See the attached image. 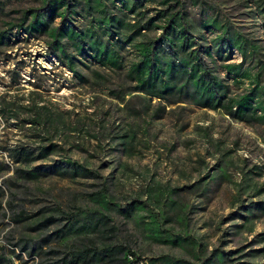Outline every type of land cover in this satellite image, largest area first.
Wrapping results in <instances>:
<instances>
[{"label":"rangeland","instance_id":"rangeland-1","mask_svg":"<svg viewBox=\"0 0 264 264\" xmlns=\"http://www.w3.org/2000/svg\"><path fill=\"white\" fill-rule=\"evenodd\" d=\"M40 1L0 0V31L5 30L9 39L4 52L0 49V100L24 105L32 101L46 114L41 132L31 130L28 122L23 124L18 117L0 116V247L5 255L12 258L14 264H32L43 257L47 246H65L69 252L89 247L90 243L99 247L100 236L90 231L70 232L59 243L50 240L43 244L39 239L43 230L49 232L67 221L68 214L78 220L82 217L93 219L96 211L108 216V223L128 241L129 251L146 259L179 255L178 248L162 241L167 233L165 229L170 227L172 231L199 237L208 246L215 245L218 235L222 234L227 239L225 249L239 248L254 233L264 231V217L251 219L248 226L237 231L230 226L233 221L227 219L228 213L235 208L234 198L239 187L244 199H256L247 197L246 193L264 183V124L253 126L238 122L218 110L201 109L189 103L183 104L184 110L179 116L174 113H162L158 118L150 114L126 115L107 93L105 85H95L97 80L92 78L89 68L82 69V73L89 75L90 82L74 80L52 50L50 38L24 30L23 10L40 8ZM76 2L84 3V0ZM208 7L227 24L260 41L264 57V0H185L186 23L195 37L211 38L221 34L216 28L201 29L202 22L207 21L205 10ZM58 21L54 19V23ZM220 54L229 62L239 59L236 48H222ZM112 79L108 88L112 86ZM229 90L235 91L234 86L230 85ZM125 97L130 98V94ZM131 102L138 105L135 98H131ZM127 130L133 134L129 149L119 144L118 138H113ZM47 140L60 148L27 165L19 162L18 147L34 155L37 145L46 144ZM53 164H59L60 168L52 167ZM72 166H78L73 177L70 176ZM253 166L259 176L247 171ZM15 167L33 170L36 177L22 180L14 174ZM86 171H90L89 176ZM202 176L214 177L208 197L182 188L181 195L173 198L182 208L181 219L161 224V240H154L144 229L141 221L147 220L145 211L138 212L143 217L141 220L138 217L126 219L115 206L108 204L102 209L88 196L94 190L91 184L102 178L112 182L110 188L123 204V199L140 195L141 191L144 193V189L154 183L183 187ZM3 180L7 181L3 183ZM7 188L20 191L16 201L30 214L29 219L15 223L7 216L2 218ZM69 196L75 200L73 209ZM47 213H53L56 221L45 228L34 226L35 219ZM8 231L12 232L13 241L18 238L34 240L26 242L25 250H20L18 245L12 246L6 241L4 233ZM32 246V255L28 256L27 251ZM105 260L94 254L92 258H78L67 264H104Z\"/></svg>","mask_w":264,"mask_h":264},{"label":"trees","instance_id":"trees-1","mask_svg":"<svg viewBox=\"0 0 264 264\" xmlns=\"http://www.w3.org/2000/svg\"><path fill=\"white\" fill-rule=\"evenodd\" d=\"M184 1L84 0V3H80L76 0H41L38 3L40 8L23 10L21 21L25 18L24 30L29 34H42L50 38L52 50L61 58L74 80L90 82L89 75L82 73V69L89 68L92 78L97 80L95 85H105L107 93L128 116L150 114L158 118L162 113L179 116L184 110L183 104L189 103L201 109L218 110L238 122L262 126L264 57L261 42L255 41L251 34L241 33L237 27L227 24L209 7L205 10L208 22H202L201 29L216 28L221 34L211 38L202 35L195 37L186 23ZM55 18L59 20L57 23H54ZM4 33L5 30L0 31L2 52L9 46L8 36ZM229 47L237 49V61L229 62L220 56V50ZM111 79L112 86L108 88ZM230 85L234 86L235 91L229 90ZM127 94H130V98L125 97ZM131 98L138 100L137 106L133 105ZM152 99L153 103L150 102ZM23 114L26 117H22ZM0 116L18 117L23 124L28 122L30 129H37V132H41L46 120L42 107L35 102L24 105L2 98ZM42 136L47 138L43 132ZM132 136V131L127 130L113 138H118V143L129 149ZM47 142L37 145L34 155L18 147L16 153L19 162L27 165L60 148L56 143ZM52 167L60 168L59 164ZM3 168L8 170L7 166ZM71 168L70 176L73 177L78 166ZM253 169L256 167H250L247 171L259 176V171ZM13 171L22 180L36 177L33 170L15 167ZM86 172L89 176L90 171ZM206 176L183 187L154 183L147 186L144 193L134 194L128 201L123 199V204H120L114 189L110 188L112 182L102 178L91 184L94 190L88 196L98 202L102 209L107 208L108 204L115 206L126 219L143 218L138 212L145 211L147 220L141 221L144 229L154 236V240H161V224L181 219L182 208L173 198L181 195L179 192L182 188L200 197H208L207 192L214 177ZM239 190L240 187L234 198L235 208L227 216L228 221H233L231 228L236 231L248 226L251 219L264 217V197H259L264 194V183L247 191V197L256 199H244ZM19 193L17 189H6L3 201L5 211L1 212L2 218L7 216L15 223L30 218V214L16 201L20 198ZM72 198L69 196L70 208L73 209L75 200ZM94 216L93 219L82 217L78 220L68 214L67 221L59 223L49 232L43 230L39 239L43 244L50 240L59 243L70 232L90 231L100 236L99 247H93L96 243H90V248H74L69 252L65 246H47L43 257L32 264H67V261L70 263L78 258H92L94 254L103 256L106 259L104 264H126L124 255H134L128 250V241L119 235L114 225L108 223L109 218L102 211H96ZM35 220L37 223L34 226L45 228L56 221V216L47 213ZM165 230L167 233L162 241L178 248L179 255L148 258V264H155L156 261H160V264H264V231L254 233L239 248L225 249L227 239L222 234L218 235L215 245L208 246L189 233L172 231L171 227ZM4 237L8 244L18 245L20 250H25L26 242L34 240L18 238L13 241L11 231L5 232ZM32 252L33 246L27 251L28 256ZM10 263L12 258L6 256L0 247V264Z\"/></svg>","mask_w":264,"mask_h":264},{"label":"built area","instance_id":"built-area-1","mask_svg":"<svg viewBox=\"0 0 264 264\" xmlns=\"http://www.w3.org/2000/svg\"><path fill=\"white\" fill-rule=\"evenodd\" d=\"M124 258H125L126 264H148L147 259L142 256H138V255L134 256V255L126 253L124 255ZM10 264H14V263L12 262Z\"/></svg>","mask_w":264,"mask_h":264}]
</instances>
